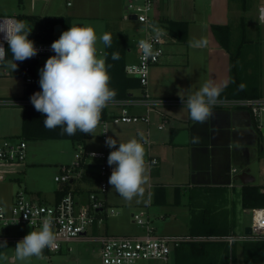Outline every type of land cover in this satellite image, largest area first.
<instances>
[{"label": "crops", "instance_id": "obj_1", "mask_svg": "<svg viewBox=\"0 0 264 264\" xmlns=\"http://www.w3.org/2000/svg\"><path fill=\"white\" fill-rule=\"evenodd\" d=\"M76 1L79 3L86 2V0ZM161 1L162 2L158 3V7L155 11V16L159 24L168 32L169 38L173 39L172 43H174L176 39L181 42H189V40H191L189 24L194 20L195 16L194 0ZM19 2L22 4H14L9 8H5L0 4V16L16 17L20 14H35L40 16L62 15L71 17V26L78 18L95 17L80 14V8H69L71 4H68V2H71V0H19ZM85 5L88 6H85L86 8H98V5L94 6L89 2H86ZM100 8L108 13L105 27H110V23L120 20V17L126 20L124 13L122 15V10L125 9L124 0L122 6L121 3H118L115 0H102ZM114 12H116L115 18H113V15L111 14ZM172 23L175 25H172ZM213 24L219 23H212L211 29ZM171 27L175 32H171ZM136 30L137 35L136 37H132L131 42L126 39L123 32H116L121 34L126 40L127 64L133 63L137 60L136 41L142 34L140 23ZM104 33H106V31L102 32V34ZM170 39L168 43H170ZM215 46V49L218 51L217 53L221 55L222 59L224 56H229L228 53L226 55V49L223 48L218 40ZM101 50L105 51V47L103 48L102 46ZM214 64H216L215 60L210 56L209 68L206 67L205 72L203 65L197 58L193 60L189 58L177 60L175 57L173 58L172 55L166 53L160 63L151 67L147 91L151 96L158 99H176L181 98V96L186 98L189 94L195 93L206 81H213L216 85L222 87L230 81V69L228 68H231V60L229 59V65L227 60H222V65H220L222 69H217L216 72L210 70L214 67ZM35 70L38 74L37 66ZM138 94L141 95L142 92L140 91ZM257 97L264 96L260 95ZM172 106H180L178 109L183 108V105H166L161 108L163 109ZM136 107L137 108H131L132 113L141 114L145 112L143 106L138 105ZM109 109L111 114H115L120 110L117 106H111ZM211 111L213 115L210 121L206 120L204 123H192L187 109L185 111L178 110V114L180 117L184 118L185 123L181 124L179 128L171 127L169 133H165L161 136L163 144L156 149L155 154L156 157H158V163H150L148 165L150 171H152L153 166L160 165L161 160L164 159V162L170 160L175 169V175L168 182H163L158 179L149 183L146 203L141 202L134 204L135 206L147 207H144V210L147 211L146 219L148 220H150L149 216L151 215V209L153 211L154 208L157 209L154 210V215H158V218L162 219L163 222L166 220H172L171 226L166 225V227H164L163 224H161L160 229L161 227L162 229L159 231L161 233H158L156 226H154V221L151 219L150 224L156 234H174L198 239L243 234L236 233L235 228L238 226L239 220L236 214L228 212L227 206L234 203V201H239V199L241 206H243V185L264 184V182L260 180V178L264 176V156H262L264 151V132L262 129H264V126L262 128L258 127L252 114L247 110L211 109ZM170 121L171 120L169 119V123ZM119 124L126 125L121 126L120 128H112L110 132L111 136L116 140L128 137V134H130L129 130L133 128L128 125L138 123ZM224 127L229 129V134L224 135L219 131ZM185 128L192 130L190 143L175 144L173 142L175 136L180 130ZM10 136L17 137L14 135ZM90 137L91 135L89 134L87 141ZM87 141L84 144L85 146ZM73 143L76 144V142ZM108 149L109 147H107V151ZM99 163L100 160L97 163H91L86 161L85 158L80 169L81 177L72 179V182H70L69 185V190H75L80 197L84 198L88 191L97 189V178L94 173L96 166L93 164L99 167ZM29 164L30 163L26 160L25 164L11 168H21V170H25L24 173H28L30 168H32L30 166L28 167ZM239 167L245 169L244 174H241L240 176L239 173L242 169H239ZM58 172L59 171L56 170V174H58ZM111 172L112 170L109 171V174H111ZM154 173L159 176V169H155ZM15 174H18V171L11 170L9 173L10 178L17 179L18 177H15ZM235 181L240 183L239 185L241 188L238 195L239 199L237 198V200L233 197L230 198L226 190L227 187L235 186ZM4 182L5 180L0 181V184L3 185L5 184ZM58 183L59 186L54 189V193H52V203L57 201V191L61 189L60 185L63 182ZM8 186L9 190H7V187H2L4 194L0 195V199H4V201H14L15 197L11 198L12 189L10 188V185ZM34 188L39 189V187ZM34 192L40 194L41 191ZM41 201L42 200H39V202ZM106 203L110 206L107 202V198ZM235 204L236 203H234V205ZM245 209L250 211L249 208ZM192 214L194 218L191 222L185 224L187 231L184 228H180L181 230L177 229L178 226L176 223L179 222L180 219H186V217L191 216ZM106 220L107 217L105 221ZM133 222L137 224L134 220ZM105 227L107 233V226ZM99 229L100 228H95L94 232H98ZM142 229L144 233L145 230L144 228ZM174 254L175 251L171 255L173 260Z\"/></svg>", "mask_w": 264, "mask_h": 264}, {"label": "rangeland", "instance_id": "obj_2", "mask_svg": "<svg viewBox=\"0 0 264 264\" xmlns=\"http://www.w3.org/2000/svg\"><path fill=\"white\" fill-rule=\"evenodd\" d=\"M115 1L121 3L122 6L123 0ZM86 2H89L94 6L98 5V8H86ZM86 2L79 3L76 0H71V6L69 8H80V14L95 17L78 18L73 22V24L78 26L87 25L93 27L98 37L102 34V32L105 31L106 33L110 31L123 32L124 36L129 42H131L133 36L136 37V29L139 26V23L136 20H131L129 18V13L125 9L122 10V15L124 13L126 20L120 17V20L110 23V27H105L108 13L100 8L102 0H86ZM194 2L195 16L194 20L189 24V34L191 40H189V42H181L176 39L175 42L172 43L173 39L169 38L170 43H167L164 46L165 54L168 53V55H172V57H175L177 60L183 58H189L193 60L197 58L198 61L203 65L205 72L206 67L209 68V58L212 56L216 64H214V67L210 70L216 72L217 69H222L220 66L222 65V60H227L229 65L230 56H224L222 59L221 55L217 53L218 51L215 49L217 39L214 37L215 35L211 29V24L219 23L229 24L231 26V44L232 48L235 49L238 42L241 40L243 25L245 23V37L249 40V42L246 46V52L244 51V55L238 59L240 65L242 67H246L243 72V82L247 83L249 87L252 85L258 86L260 84L259 89L261 90H259L257 87H251L254 89H252V92L264 96V24L260 22L258 16L259 7L264 2V0H259L255 3L249 2V9L246 11L242 9L240 0H194ZM0 4L5 8H9L14 4L21 5L22 3L19 2V0H0ZM111 14L113 15V18H115L116 12ZM201 38L208 41L207 46L195 47L194 43L192 42L195 40H200ZM102 46L104 48L102 43H98L97 45L98 49H101ZM227 53L228 52H226V55ZM53 55H55V53H46L40 56L37 65V72L39 75L40 69L43 68L46 60ZM164 56L162 58H164ZM25 84V76L21 74L18 69L12 72V70L7 67L5 62H0V97L25 98ZM131 108L137 107L130 106V112ZM178 108H180V106H172L163 109L161 108L159 111L154 110L151 113L150 125H147L144 122L130 124L128 126L133 128L129 130L130 134H128V137L117 139L118 143L127 142L132 138L141 140L142 134L143 140H141V142L144 143V141H146V143H144V147L146 151L145 161L147 168V182L142 185V195L135 196L131 201L125 200L116 192L115 189H112L111 185L108 184V178L111 174H108L106 177H102L99 167L93 164L96 166L94 173L97 178V189L101 180L107 182L108 191L105 197L107 198V202L110 207L115 208L117 211V214L114 215L109 213L105 223L99 227L100 233L106 232L105 226H107L108 234L140 235L143 233V229L133 222L134 218L132 214L141 212V210L145 209L144 207L146 206H135L134 204L141 202L146 203L149 183H152L158 179L162 180L163 182H168L175 175V169L173 168L170 160H166L164 162V159H162L160 165L153 166L152 171H150L148 165L150 164L151 159L156 157V149L161 147L163 144L161 136L165 133H169L171 127L179 128L181 124L185 123L184 118L180 117L178 114V110L185 111L186 109L182 107V109ZM22 112L23 106L21 105L0 107V137L10 135L21 137ZM164 114L168 116L171 121L170 123L166 124L163 129H160L159 125L164 121ZM119 123L109 119L107 125L108 137L111 136L110 132L112 128H120L121 126L126 125ZM262 125L264 126V115L262 118ZM90 135L91 137L87 141L86 146L84 144H74L70 139L28 140L27 162L30 163L28 167L30 166L32 168H30L28 173H24L25 170H21V168H10L11 170L18 171V174H15V177L18 178H10L9 176V178L5 180V184H0V195L4 194L2 187H7V190H9L8 185H10V188L12 189L11 198H14L16 193L23 189L27 192L28 199H34L36 201L42 200L41 202L43 203H52L51 197H53V190L59 186V183L55 181V176L59 174L61 166H72L74 164L76 160V153H80L81 151H84L87 154L92 152H111L112 148H109L107 151V146L105 144V140L103 139V126L101 123L95 130V133ZM118 146L119 145L117 144L116 147ZM262 156H264V151ZM156 158L158 159V157ZM86 161L97 163L99 162V159L89 156L86 158ZM155 169H159V176L154 173ZM56 170L59 171L58 174H56ZM76 172L77 171L74 173V177H76ZM260 180L264 182V176L261 177ZM239 184L240 183L235 181V186L233 185V187L226 188L230 198L233 197L235 200H237L241 191ZM34 187H39V189H35ZM39 190L41 191L40 194L34 192ZM12 202V200L4 201V199H0V206L10 208L12 206ZM234 203L236 204L234 205ZM234 203L228 205L227 210L229 213L233 212L238 217L239 223L235 228L236 233H245V227L252 224V214L249 210L241 206L240 199L237 202L234 201ZM154 210L157 209L154 208L153 211L151 209V217L149 216V219H153L154 226L157 228V232L161 233L159 232L162 229V227L160 229L161 224H163L164 227H166V225L171 226L172 220H166L163 222L162 219L158 218V215H154ZM193 218L194 216L192 214L191 216L186 217V219H180L179 222L176 223L178 226L177 229L184 228L186 230L185 224L191 222ZM33 230L38 231L39 229L33 228L32 226L26 224L0 227V236L5 237L3 241H7V248H0V264H96L99 261V243L90 239H77L69 241L62 245L61 250L44 252L40 257L33 256L25 261L16 259L15 247L17 242L22 240L23 237ZM225 236L207 238L220 239ZM242 247V241L235 242L236 253L234 262H236V264H245L243 261L244 252ZM137 264H174V260L172 257L168 260V262H163L161 260L142 259Z\"/></svg>", "mask_w": 264, "mask_h": 264}, {"label": "built area", "instance_id": "obj_3", "mask_svg": "<svg viewBox=\"0 0 264 264\" xmlns=\"http://www.w3.org/2000/svg\"><path fill=\"white\" fill-rule=\"evenodd\" d=\"M125 9L129 17L135 15L136 21L141 24V36L136 41L137 60L126 65L128 75L139 79L143 92L140 96L125 100L115 99L111 106L120 108L119 112L112 114L110 118L101 122L103 126V139L108 138L107 125L109 119L116 123H138L144 122L150 125L151 113L154 110H160L166 105H183L179 99H158L149 94L147 87L150 80V69L153 65L161 62L164 56V46L169 41L168 32L159 24L155 16L158 3L161 0H124ZM71 4V2H68ZM260 22L264 24V2L259 7L258 13ZM16 19V17L0 16V19ZM162 30L163 35L160 40L155 39L156 30ZM141 39L152 42L153 49L157 53L155 60L145 59L137 43ZM0 42L6 49L7 42L3 41V34L0 33ZM52 43L34 44L38 49L37 55L29 60H38L40 56L46 53H54L51 50ZM6 60V58H5ZM18 70L25 76L26 84L39 83L40 75L36 73V67L28 62L16 61ZM32 106L30 97L13 98L0 97V107L2 106ZM141 105L145 112L138 114L129 110L130 106ZM212 109H243L249 111L255 119L258 127H263L262 118L264 115V97H218V102ZM162 112V111H160ZM169 123V118L164 114V121L159 125L163 129ZM106 132V133H104ZM28 140L24 137H0V181L9 178L11 167L26 163L28 154ZM115 149H111L113 151ZM95 153V156L91 154ZM90 154L81 151L76 153L75 162L72 166H61L60 172L56 175L57 182H67L74 178L81 177V165L85 158L91 156L100 160L99 168L102 177H106L114 166L107 163L108 152H92ZM151 164H157L156 157L151 159ZM236 170V169H233ZM76 172V177L74 173ZM108 191V184L101 180L98 189L88 191L84 198L80 197L75 190H68L58 201L54 203H43L34 199L27 198V192L19 190L14 198L12 206L6 208L0 206L3 211L0 212V227H10L15 225H30L33 228L40 229L45 219H50L53 224V232L56 236L57 246L52 249H45L44 252L59 251L64 243L74 239L84 238L95 240L99 243V261L96 264H137L142 259L161 260L168 262L174 250L182 243L191 240H215L209 238H191L178 235H161L154 233L150 220L146 219L147 211L133 214L134 221L144 228L145 232L141 235H115L106 232H94L99 228L106 217L111 213L116 214L115 208L106 203L105 195ZM252 214L251 233L241 235H229L217 239L227 242L230 246L238 241H264V228L259 227L264 224V207H255L250 209ZM27 216V218L25 217ZM97 234V235H95ZM5 237L0 236V241ZM228 264H236L230 258Z\"/></svg>", "mask_w": 264, "mask_h": 264}, {"label": "clouds", "instance_id": "obj_4", "mask_svg": "<svg viewBox=\"0 0 264 264\" xmlns=\"http://www.w3.org/2000/svg\"><path fill=\"white\" fill-rule=\"evenodd\" d=\"M31 31L25 21L0 19V33L12 54V59L6 61L7 51L0 42V62H5L12 72L18 68L16 61L23 62L38 53L34 42L28 39ZM162 35V30L157 29L155 39L159 41ZM98 43L105 48L111 47V35L104 33L98 37L93 27L73 24L51 44L55 55L50 56L40 69L41 91L30 97L35 110L45 116V128L60 127L62 134L69 136L78 130L93 135L101 122L102 111L115 102L117 92L110 86L108 68L111 65L106 64L108 54L98 49ZM192 43L195 47H206L208 41L201 38ZM137 48L145 59L155 60L157 53L152 42L141 39ZM119 58L118 53H112L113 60ZM220 92L221 88L213 81H206L195 93L186 98L181 96L183 108L187 109L194 122L204 123L211 117V109L218 102ZM141 140L132 138L118 143L110 136L105 141L107 147L115 149L107 157L108 165H114L108 184L127 201L142 195V185L147 182L146 141L142 143ZM259 227L264 228V224ZM52 228V221L45 219L38 231L29 232L17 242L15 258L25 261L33 256H42L45 249L55 248L56 236ZM0 248H7L6 240L0 241Z\"/></svg>", "mask_w": 264, "mask_h": 264}, {"label": "trees", "instance_id": "obj_5", "mask_svg": "<svg viewBox=\"0 0 264 264\" xmlns=\"http://www.w3.org/2000/svg\"><path fill=\"white\" fill-rule=\"evenodd\" d=\"M244 11L248 10L249 2H258L259 0H240ZM17 20L27 22L29 28H32L28 39L34 44L53 43L59 39L63 31L71 27V17L69 16H40L35 14H20L16 16ZM244 23V20H243ZM61 25L62 28L58 32L55 31L56 25ZM172 25H175L172 23ZM231 26L229 24H213L212 31L216 39L220 42L224 49L229 53L231 60L230 81L226 85L220 87L221 92L219 97H257L259 94L253 93L251 87H259V85H249L243 82V72L246 67H242L238 62L239 57L246 52V46L249 42L245 37V23L241 40L238 42L235 49L231 44ZM186 31V30H185ZM171 32L175 30L171 27ZM112 37L111 47L105 48L107 55L106 64L111 65L108 68L110 74V86L116 90L115 99L125 100L140 96L138 93L143 92L139 79L130 76L126 72L127 65V45L125 38L116 32H107ZM7 56L6 60L12 59V54L6 45ZM245 51V52H244ZM112 53H118L119 59L113 60ZM35 68L38 60L26 59L23 62H28ZM254 90V89H253ZM25 96L31 97L35 92L41 91L39 83L25 84ZM111 112L106 107L101 114V122L111 117ZM44 114L35 110L34 106H24L22 112V137L27 140H43V139H70L78 144H85L89 138V134L81 133L79 130L75 135L69 136L62 134V129L45 128L43 125ZM100 122V123H101ZM69 185L58 190V199L69 190ZM242 204L245 208L264 207V184L251 185L245 184L242 188ZM242 250L244 252L245 264H264V241H245L243 242ZM174 254V264H228L230 258L235 257V243L231 246L221 240H191L182 243L177 247Z\"/></svg>", "mask_w": 264, "mask_h": 264}, {"label": "water", "instance_id": "obj_6", "mask_svg": "<svg viewBox=\"0 0 264 264\" xmlns=\"http://www.w3.org/2000/svg\"><path fill=\"white\" fill-rule=\"evenodd\" d=\"M131 20H136V16L135 15H132V16H130L129 17ZM59 29H61V25L59 24V25H56V27H55V31L56 32H58V30ZM213 115V114H212ZM212 115H211V117L209 118V119H207V121H210L211 119H212ZM190 121L192 122V123H196V122H194L191 118H190ZM263 130V132H264V129H262ZM219 131H221L222 132V134H229V129L228 128H223V129H220ZM191 134H192V130L191 129H187V128H185V129H182V130H180L179 132H178V134L175 136V138H174V143L175 144H188V143H190V141H191ZM261 148H263V147H261ZM231 158V157H230ZM243 167H239V169H242ZM243 170V171H242ZM241 170V172L239 173V176L241 175V174H244V170L245 169H242ZM243 179V178H242ZM70 182H72V180L70 181ZM257 182V181H256ZM68 183L67 182H63L61 185H60V188L62 189L64 186H66ZM245 233L246 234H250L251 233V226H247V227H245Z\"/></svg>", "mask_w": 264, "mask_h": 264}]
</instances>
